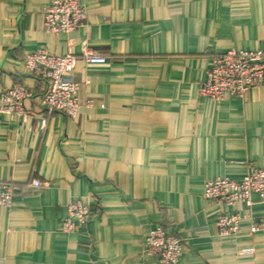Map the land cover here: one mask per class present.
I'll list each match as a JSON object with an SVG mask.
<instances>
[{"label": "crops", "instance_id": "obj_1", "mask_svg": "<svg viewBox=\"0 0 264 264\" xmlns=\"http://www.w3.org/2000/svg\"><path fill=\"white\" fill-rule=\"evenodd\" d=\"M46 2L0 0V98L16 81L32 93L25 117L0 112V182L13 185L0 264H160L144 244L159 225L183 244L175 264H264L258 195L250 207L202 195L207 179L264 168V82L242 98L199 93L215 53L264 50V0H86L87 21L62 34L43 29ZM85 47L106 57L72 71L91 105L48 114L23 56ZM79 198L94 216L63 232ZM224 209L243 215L239 232L217 233Z\"/></svg>", "mask_w": 264, "mask_h": 264}, {"label": "built area", "instance_id": "obj_2", "mask_svg": "<svg viewBox=\"0 0 264 264\" xmlns=\"http://www.w3.org/2000/svg\"><path fill=\"white\" fill-rule=\"evenodd\" d=\"M86 0H47L42 7V26L53 34L68 33L87 21ZM78 60L85 63H103L104 55L85 47L79 54L68 51L63 55L50 53L46 49H37L23 56L24 69L45 83V90L39 95V103L48 114L61 113L75 117L82 107L91 105V99L81 101L80 85L72 78V71ZM264 82V50L230 49L215 53L211 59L206 79L200 83L199 93L213 100H222L227 96L242 98L251 88ZM31 91L21 82H13L4 89L0 98V112L7 116L25 117V99L31 97ZM45 120L42 121L44 125ZM34 187L40 185L33 179ZM258 195L264 205V168H251L239 179L217 177L203 183L202 195L210 202L230 207L241 203L245 207L253 204L252 195ZM13 197V185L0 182V204L10 205ZM94 214L88 202L72 199L66 205L61 220L63 232L71 233L86 225ZM243 215L237 211L221 210L215 220L219 235L235 234L240 231ZM264 229V215L253 223L250 231ZM148 251L155 254L160 264H175L183 251L181 240L162 226L148 232L144 240Z\"/></svg>", "mask_w": 264, "mask_h": 264}]
</instances>
